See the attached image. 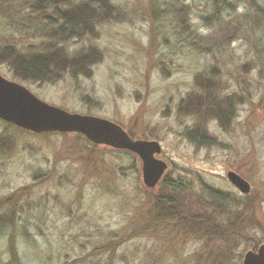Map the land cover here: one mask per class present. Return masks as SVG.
<instances>
[{"label":"rangeland","instance_id":"374dc122","mask_svg":"<svg viewBox=\"0 0 264 264\" xmlns=\"http://www.w3.org/2000/svg\"><path fill=\"white\" fill-rule=\"evenodd\" d=\"M162 1L112 0L119 18L62 44L87 64L51 63L39 81L18 73L10 51L52 55L50 32L37 30L30 1L0 0L2 78L50 106L118 125L132 140L157 142L154 158L166 165L150 188L129 151L0 120V264H241L264 243V43L256 46L264 28L251 31L264 20L246 0H177L189 32L208 35L207 16L243 27L222 52L203 54L183 39L188 32L155 19ZM190 132L205 140L189 141ZM228 172L248 183L247 194Z\"/></svg>","mask_w":264,"mask_h":264},{"label":"trees","instance_id":"16d2710c","mask_svg":"<svg viewBox=\"0 0 264 264\" xmlns=\"http://www.w3.org/2000/svg\"><path fill=\"white\" fill-rule=\"evenodd\" d=\"M27 1H30V9L35 11L36 21L40 23L39 29L37 30L39 32H44V29H47L50 32V41H52L53 43L52 49L50 50L54 53H52V55H44V53L41 55L29 54L27 56L23 55L21 57L13 50H11L10 54L12 56L11 59L16 61L17 63L16 70L20 75H22L23 78L39 79V81L42 80V77H46V75H49L47 70L48 66L51 63L55 64V66L58 65L60 69H62V66L65 65L64 62H68L70 61V59L72 60V64L76 63L78 67L86 65V57L78 56L77 54H75V56L68 57V55L66 54L67 52L65 53V47L62 45L63 42L67 43V41L72 39L77 42L83 39H87L93 35L94 30L92 27L94 23L96 24L98 21H104L107 19L113 20L121 16L119 15V12H117L116 9L113 8L111 2L112 0H82L77 4L72 0H64L63 5L66 6V9H63V11L61 12L57 9L56 4H54L52 0H48L45 2L44 0ZM176 1L177 0H164L162 1L163 3L161 2L162 7H159V5L156 4L154 9L156 15L155 19H169V21L174 22L176 25H178L176 27L180 28V36L183 35L184 32H188L185 34L183 39L186 40V38L189 36V47L195 49L197 52H201L203 54L211 53V51L213 50L222 52L224 48L227 47V45L229 46L232 41L240 39V36L244 33L242 30L243 27L237 20L229 19V21H225L229 17L227 19H221L217 16L214 17L213 21H210L209 16L204 18L205 20H208L209 27L213 29L209 33L211 34L213 32L212 35L208 34L205 37H202L193 32H189L186 25V21L188 19V9L184 4L176 3ZM214 1L217 2L218 0ZM246 1L248 6L251 4L250 9L254 12L253 14H257L260 20H264V17L261 16L264 15V9H260L253 0ZM43 3H46L45 5L49 6L50 9H52L51 15H46V13H44L45 10L43 8H40ZM216 5L217 4H214L213 8L216 7ZM258 13L260 15H258ZM30 21H32L31 15H29L28 21L26 22ZM257 22L258 24H255V26L252 27L253 29H251V31L264 28V21L261 22L259 21V19H257ZM215 25H218L217 30L215 29ZM230 40L232 41L230 42ZM258 40H260V43H264V31L259 35V37H256V46L261 45L258 43ZM58 51H61L64 54V58H59L60 54L58 53ZM228 109H231V106ZM188 136V139L191 142H197L198 138L203 141L205 140V137L203 135H196V132H190ZM203 144L211 145L213 144V142L211 144L208 142H203ZM4 147L5 145L3 146V148ZM222 199L223 198L219 199V197H216L215 195L213 201L218 202L220 200L225 202Z\"/></svg>","mask_w":264,"mask_h":264},{"label":"water","instance_id":"95a60500","mask_svg":"<svg viewBox=\"0 0 264 264\" xmlns=\"http://www.w3.org/2000/svg\"><path fill=\"white\" fill-rule=\"evenodd\" d=\"M0 120L35 134L77 133L93 144L129 151L140 159L142 182L150 188L155 186L166 168L163 162L154 158L161 150L157 142L132 140L121 127L107 120L50 106L21 85L1 76ZM226 178L240 193L249 192L248 183L235 173H226ZM241 264H264V243L254 251H247Z\"/></svg>","mask_w":264,"mask_h":264},{"label":"flooded vegetation","instance_id":"af4514ba","mask_svg":"<svg viewBox=\"0 0 264 264\" xmlns=\"http://www.w3.org/2000/svg\"><path fill=\"white\" fill-rule=\"evenodd\" d=\"M155 187V186H154ZM254 251V250H253Z\"/></svg>","mask_w":264,"mask_h":264}]
</instances>
